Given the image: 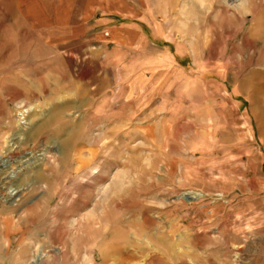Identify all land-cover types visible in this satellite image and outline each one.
<instances>
[{"label": "rangeland", "instance_id": "rangeland-1", "mask_svg": "<svg viewBox=\"0 0 264 264\" xmlns=\"http://www.w3.org/2000/svg\"><path fill=\"white\" fill-rule=\"evenodd\" d=\"M260 3L0 0V264H264L224 186Z\"/></svg>", "mask_w": 264, "mask_h": 264}, {"label": "crops", "instance_id": "crops-1", "mask_svg": "<svg viewBox=\"0 0 264 264\" xmlns=\"http://www.w3.org/2000/svg\"><path fill=\"white\" fill-rule=\"evenodd\" d=\"M215 2L216 0H214V8ZM260 2L257 8L251 9L248 7L245 14L246 24H248L246 36L249 37V39H246L248 42L260 43L258 51H249V59H260L263 61L254 63L253 65H251L250 61L248 66H244L242 80L238 81V84H236V80L230 83L232 93L237 92L229 95L236 108L237 106L239 108L240 104H242L239 100L241 98V101L246 106V110L243 116H241L243 118L242 141H233L228 146V155L233 159H235V156L237 158L241 157V160L237 159L236 162L242 167L240 171L242 172V177L237 182L235 180L233 182H225V197L228 204L233 205V208L229 212L230 214L233 213V218L245 220L253 217L264 220V175L261 172L260 176L263 175V177H258L259 182H252L251 179L252 170H257V166L261 170L262 165L264 168V0H260ZM224 5L226 9L232 8L230 7L232 6L231 4ZM230 16L231 19L234 18L233 13H230ZM155 17L158 16L153 13V19ZM126 19L128 25H134L135 18L132 15L128 16V18L126 17ZM103 23L100 22L97 25L102 26ZM155 25L156 21L154 20L153 26L148 25L150 28L152 27L153 41H166L164 34ZM215 33L216 31L214 30ZM156 59L158 61H156L157 65L160 64L166 67L165 63L169 57L165 52L162 56H157ZM237 128L238 125H235L236 133ZM222 193L224 194V192ZM234 208H237V210H233ZM239 208L241 210H238Z\"/></svg>", "mask_w": 264, "mask_h": 264}, {"label": "bare ground", "instance_id": "bare-ground-1", "mask_svg": "<svg viewBox=\"0 0 264 264\" xmlns=\"http://www.w3.org/2000/svg\"><path fill=\"white\" fill-rule=\"evenodd\" d=\"M234 2H240L241 0H233ZM29 111H23V112H20V115L23 117V120H26V114L28 113ZM9 194H10V197H14L16 195V189L15 188H11L9 190ZM191 195V197L193 199H197V198H200V194H197V193H189Z\"/></svg>", "mask_w": 264, "mask_h": 264}, {"label": "water", "instance_id": "water-1", "mask_svg": "<svg viewBox=\"0 0 264 264\" xmlns=\"http://www.w3.org/2000/svg\"><path fill=\"white\" fill-rule=\"evenodd\" d=\"M182 198L184 199V200H190L191 198L188 196V195H186V194H184L183 196H182Z\"/></svg>", "mask_w": 264, "mask_h": 264}]
</instances>
